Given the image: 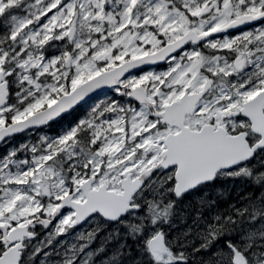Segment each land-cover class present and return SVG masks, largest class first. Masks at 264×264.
<instances>
[{"label":"snow or ice","instance_id":"1","mask_svg":"<svg viewBox=\"0 0 264 264\" xmlns=\"http://www.w3.org/2000/svg\"><path fill=\"white\" fill-rule=\"evenodd\" d=\"M0 145V264H264V0H0Z\"/></svg>","mask_w":264,"mask_h":264},{"label":"trees","instance_id":"2","mask_svg":"<svg viewBox=\"0 0 264 264\" xmlns=\"http://www.w3.org/2000/svg\"><path fill=\"white\" fill-rule=\"evenodd\" d=\"M11 144V143H9ZM9 145H3V146H0V151L4 150L5 148H7Z\"/></svg>","mask_w":264,"mask_h":264}]
</instances>
